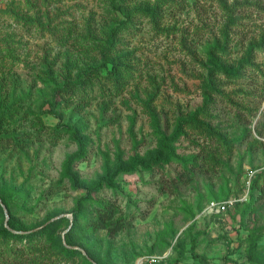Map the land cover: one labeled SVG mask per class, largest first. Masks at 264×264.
<instances>
[{
	"label": "rangeland",
	"instance_id": "1",
	"mask_svg": "<svg viewBox=\"0 0 264 264\" xmlns=\"http://www.w3.org/2000/svg\"><path fill=\"white\" fill-rule=\"evenodd\" d=\"M0 116L14 233L65 219L50 243L0 237V264H264V177L240 191L264 162V0H0ZM110 176L92 196L124 229L73 226Z\"/></svg>",
	"mask_w": 264,
	"mask_h": 264
},
{
	"label": "trees",
	"instance_id": "2",
	"mask_svg": "<svg viewBox=\"0 0 264 264\" xmlns=\"http://www.w3.org/2000/svg\"><path fill=\"white\" fill-rule=\"evenodd\" d=\"M77 85H81V83L77 82L75 83ZM2 117L0 116V120ZM154 120V119H153ZM156 125H153L155 127ZM37 128V135L41 134V129L39 127ZM49 132L48 136L52 140H56L55 135L53 134L56 132V130L59 129H65L64 126L61 125H55L53 127H48ZM155 129H157L155 127ZM78 142V151L75 153L72 157H70L67 162L65 163L63 167V176H66L69 174V166L70 163L73 161L76 162H81L85 160V152L83 151V148L80 146L79 141ZM252 143L264 146L263 143L252 140ZM169 158V156H168ZM176 156H174L171 160L175 159ZM182 162H179V160H175L179 162V167L181 170V173H179V176H190V168H188V164L191 163L192 158H180ZM148 166V165H147ZM136 167V164L130 165V166H125V167H120L119 170L114 174H118L120 172L123 173H129L131 171H134ZM259 167L258 166H250L248 169L255 170ZM145 170H148L149 167H144ZM264 177V170L258 171L254 174L252 179L250 180V185L248 188V199L249 197H252V194L255 190L256 184L258 181H261L262 178ZM72 182L75 183V181L72 179ZM83 196L80 197V199L77 201V205L74 208V211L72 212V223L73 226H76L78 224H83L86 229L95 232V231H105L107 236H113L114 234L122 231L124 229V222L123 218L121 216H115L117 207L115 206V199H103V198H93L92 194L93 193H99L102 188H107V189H114V181H113V176L110 177H100L93 185L90 187H83ZM244 188V181L242 182V186L240 191L243 192ZM4 191H0V205L3 206V208L7 212V219L5 220V223L3 226L0 227V237L7 239H14V240H24L26 242H30L34 240L35 238H42L46 241V243H50V230L51 228H57V226H61L65 224V219L64 218H59L51 223L47 224L44 226L41 230L35 231V232H30L29 230L24 229V231L21 234H17L14 232H18L20 230V227L14 223V218L12 213L9 211V203L7 201L6 195L3 193ZM241 205V203H238ZM236 204L235 206H238ZM248 204V203H245ZM247 207V205H245ZM0 212H1V207H0ZM67 244V243H66ZM69 245V244H67ZM58 250L61 253L60 255L63 257H68L66 254L71 253L70 250L64 245H58ZM250 250L253 252H256V241L254 238L251 240L250 244ZM258 253H261L260 250H258ZM246 262H255L251 256L245 257ZM260 263V262H257ZM176 264H181V263H176ZM262 264V263H260Z\"/></svg>",
	"mask_w": 264,
	"mask_h": 264
},
{
	"label": "built area",
	"instance_id": "3",
	"mask_svg": "<svg viewBox=\"0 0 264 264\" xmlns=\"http://www.w3.org/2000/svg\"><path fill=\"white\" fill-rule=\"evenodd\" d=\"M264 170V162L262 165H260L257 169L255 170H251V169H246L245 171V175H244V188H243V197L247 195L248 193V188L250 185V180L252 179V177L254 176V174L258 171ZM237 201H242V198H238L237 200H227L225 201L224 205L225 206H230L233 205V203L237 202ZM154 260H151L150 263H152Z\"/></svg>",
	"mask_w": 264,
	"mask_h": 264
}]
</instances>
